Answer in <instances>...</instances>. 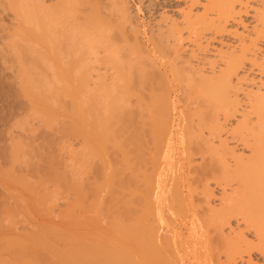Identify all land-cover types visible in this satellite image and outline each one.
Segmentation results:
<instances>
[{
  "label": "bare ground",
  "instance_id": "obj_1",
  "mask_svg": "<svg viewBox=\"0 0 264 264\" xmlns=\"http://www.w3.org/2000/svg\"><path fill=\"white\" fill-rule=\"evenodd\" d=\"M237 4L244 1L204 0L199 14L182 10L180 22L151 32L144 54L129 0H0V264H236L243 253L253 264L251 251L264 253L263 157L227 163L225 174L216 167L225 162L211 154L193 164L192 152L205 156L207 149L188 123L181 127L186 137L169 122L166 88L186 68L176 67L180 55L165 54L179 53L185 35L198 46L206 34L222 35L226 22L240 17ZM259 17L264 28V7ZM247 44L238 55L220 54L226 61L218 73L200 76L198 102L236 110L232 78L255 52ZM152 50H163L157 61L171 58L162 65L174 75L170 82L160 62L148 59ZM256 84L264 94V83ZM234 178L252 202L225 196L219 207L210 205L208 180ZM61 198L67 208L55 221ZM237 216L256 240L222 233Z\"/></svg>",
  "mask_w": 264,
  "mask_h": 264
},
{
  "label": "rangeland",
  "instance_id": "obj_2",
  "mask_svg": "<svg viewBox=\"0 0 264 264\" xmlns=\"http://www.w3.org/2000/svg\"><path fill=\"white\" fill-rule=\"evenodd\" d=\"M135 1L138 4H136V3L133 4ZM200 1H201L200 2L201 4L204 3V0H200ZM243 1H244V4L246 3V5L243 4L244 5L243 6L241 4L242 6H240L239 4H237L235 7L236 11H238L239 9L241 10L240 11L241 12L240 17L238 16L240 19L239 18H236V20H230L229 19L228 23L226 22L227 30L222 35L215 34L214 36H212V35L210 36V34L209 35L206 34V37L204 36L203 38H201L202 44H200L199 46L196 44V42L194 44L191 43L193 41L189 42L190 40L188 38H187L188 39L187 40L186 35H185V36H183V40L181 41L182 46L180 44V46H181L180 49L179 50L177 49L179 53L175 52L173 54V53H170V51H172V50H169V53L167 54L166 50L164 51V54L166 53L165 55H169V54L180 55L179 61H180V63L182 61V63H181V65L178 64L176 67L177 68H178V66L181 67L183 64L184 68L182 66L181 68H178V69L184 70L186 68L184 71H182V76L180 75L181 78H179V75H178V77L176 75L175 77H177V78L174 79V75H172V73H171V75L173 77H171V75L168 74V73H170L167 70V68H168L167 66H169L168 64H166L165 68L163 69L165 62L167 61L166 63H168L169 62L168 60H170L171 58L167 59V60L164 57L158 58V59L164 58L166 60L164 62H163V60H160V61L156 60L157 57H159L161 53L163 54V52H162L163 50L159 52L160 54L158 53V51L152 50L151 51V53L153 52L152 53L153 55L151 54L152 58H148V59H151V61L154 59L153 61H156L155 64L158 62L157 65H159V62H160L161 66L160 65L158 66L159 70H161L160 74L162 75V73H161L162 71L166 72V73H164V75H167V77L164 75L163 76L166 78L167 82H170L169 81L170 77H171V79L172 78L174 79V80H171V82H170V84H171V85H169L170 90L169 91L167 90V89H169L168 86H167L168 88H166L167 94L170 92L169 95H167V96H168V98H170L169 100H171L170 101L171 105L173 104V107H174V109H173L171 106V109H173L174 111L171 110L170 113H172V114H170V116L173 115V117L172 116L171 117L174 120H175V117H177V119L175 120L177 122H175L172 118L170 119L171 121H169L170 124L172 125V126L170 125L171 130H174V132H176L175 131L176 127L181 128V127L187 125V123H188L187 129L189 126L190 131L193 130L194 132L191 131L192 132L191 133L189 131V129L187 132H189L191 135L194 133L193 134L194 137L196 135V138H195L196 140L193 138L194 141L196 143H199L200 147L203 145L207 149V151L205 150L207 152L205 156L200 153L199 149L197 151L192 152L193 153L192 157H193V161H194L193 164H199V163L203 162L204 161L203 159L208 158L209 154H211L212 160L216 164H219V163L222 164V162L223 163L225 162L223 165L217 166L215 164L216 167L221 166L219 169H221V171L223 172V173L221 172L222 174H225V173H227V171H226L227 169L223 170V168L226 167L224 165L227 163H228L227 164L228 167H230L229 164L231 165V167L232 166L234 167L235 165H237L236 163H238V160H239V164L241 161L243 162V164H245V163L247 164L248 160H249L250 162L248 164L250 165L253 163L251 160L254 161V159H256L255 161H257V160L260 161V158L263 157V158H261V161H260V164L263 161L262 162L263 167H261V168H263L262 169V175H263V172H264V160H263L264 159V156H263L264 151L261 149L264 148L263 147L264 146V94L261 92H260V94H258L259 92L256 90V85H257L256 83H258V84L264 83V75H262V74L259 75V72L257 71V68H260V67L263 68L264 67V64H263L264 62L262 63L263 65L261 64V66H259L260 61L264 57V55H263L264 54V28L262 27V23H259V22H261L259 20L261 17H259V16H261V10L264 7L263 6L264 0H243ZM139 3H141V4H139ZM190 3H191L190 0H152V1L151 0H140V1L139 0H129L130 12H132V14H133V16L132 15L131 16H132V18L134 17V19H133L135 21L134 23L136 24V22H137L136 28H138V30H139V31L137 30V32H139L137 35V37H138L137 39H139V41H141V43L143 44V46L141 45V47H145L147 50V51L144 50L145 51V52H143L144 54L145 53L148 54L149 51L151 50L150 48H152L151 45L153 46L152 41H154V40H152V38H153L152 36H153V34H154V36H155V34L157 35L156 32L161 29V27H159L158 25L162 26L161 30H163V29L165 30V28L167 26H169V21H170V24H171L172 20L173 21L175 20V22H180L182 20V18H179V17H181V15H182V12H183L182 10L188 11V8H192V9H189V11H191V14L192 13L193 14L201 13L202 5H200V3H198V5H196V4L191 5ZM189 4H190V6H189ZM136 5H138L137 6L139 8L138 10L135 9V8H137V7H135ZM140 8H141V10H140ZM257 11H259V12H257ZM259 13H260V15H259ZM157 26L160 29H157L158 28ZM262 28H263V32H262V30L260 31V29H262ZM153 31H155V32L153 33ZM170 40H171V38H170ZM171 41L173 42V40H171ZM171 41H170V44H172ZM168 43L169 42H167V44ZM247 43H250V45L255 44L254 48L252 47L255 50V52L254 51L252 52L253 55H248L249 57L246 56L247 59H245V62L242 64V67H240L238 69V71L234 74L236 76L233 75V78H232V83L235 85L232 84L233 89H232L231 93L233 92V95L236 94L234 96L235 97L237 96L236 98H238V104L236 106V110L234 109L232 111H225V110H222L220 107L216 108V106L211 104V101H210V104L208 103L209 101L208 102H201L200 99H199L200 102H198V99H196V98H198L197 97V88L199 86L197 87V84L199 83L198 81L201 80L200 76H203L202 79H204L205 77H208L209 75H213L215 73H218L220 68L221 69L224 68V64H225L224 62L226 61L225 59L221 60L222 57L219 55L220 54L222 55L224 53L223 56L227 57V53L231 54V52L233 53V55H238L239 50H240L239 45H241V46L243 44L249 45ZM253 45H251V46H253ZM178 48H179V46H178ZM174 51H176V50H174ZM154 52H157V54ZM254 53H256V57H257V59H255V60H254ZM158 54H159V56H158ZM172 55H171V57H172ZM178 55L176 57L177 59L176 58L174 59V61H176V64L179 62V61H177ZM146 57H149V56L146 55ZM154 57H156V58H154ZM168 57H170V56H168ZM251 57H252V59H251ZM144 58L145 57H143V59ZM254 61L257 63L259 62V63L258 64L254 63ZM161 62H162V64H161ZM154 66L150 65V68H153ZM102 67H104V65H102L101 68ZM158 67L156 66L155 69H158ZM105 68H104V70L106 71L108 67H105ZM104 70H103V68L101 69V71H104ZM165 70H167V71H165ZM106 73L109 74L110 71H107ZM258 77H259V79H258ZM243 78H244V80H243ZM239 80H240V82H239ZM166 85H168V83ZM249 86H250V88H249ZM146 91L147 90H145V92ZM243 92H245L247 95ZM262 92H264L263 89H262ZM248 93H250L251 96L253 95L252 96L253 98L249 95L252 98L251 100H249ZM126 97H130L129 99L131 100V103H132V101H133L132 96H126ZM134 99H135V97H134ZM133 102L135 104V101H133ZM134 104H133V107H135ZM218 108H220V109H218ZM133 110L136 112L135 109H133ZM174 115H176V116L174 117ZM189 116L192 118V120H190L191 118L189 119ZM183 117H185V118L183 119ZM134 118H135L134 121L137 122L136 121L137 120L136 114H135ZM186 118H188V119L185 123ZM197 118H198V120H201L200 126L197 123V122H199V121H197ZM190 121L192 123L193 122L194 123L192 124ZM135 122H133V125H136V124H134ZM178 123H180L179 124L180 126L178 125ZM183 123H184V125H183ZM175 124H177L178 126ZM183 128H185V130H183L181 128V133L183 131H186V126ZM184 133L185 132H183V134ZM185 134H187V133H185ZM184 135H183V137L186 136V135L185 136ZM193 135L191 137H193ZM197 135H198V138H197ZM187 140L188 139H186V141ZM71 141L74 143L73 148L78 147V145H79L78 140H76L75 138H72ZM191 144H193V143H191ZM179 146H180V144H179ZM177 147H178V145H177ZM230 149H231V151H230ZM232 150H233V152H232ZM175 152H176V149H175ZM260 152H262L263 154ZM258 154H262V155L258 156ZM202 156H203V159L201 158ZM256 156H258L259 159L256 158ZM244 161H246V162H244ZM229 169H233V168H229ZM231 174H233V173L231 172ZM233 177L234 176L232 175L231 179H233ZM228 181H230V183ZM226 182H228V183H226ZM216 183L217 182L214 181V179L208 180V188L211 191L209 201H210V205H212L214 207H219V204L221 202L220 200L225 198V196L228 199L231 197L230 199L237 200V201L240 200L241 202L245 201L246 194L249 196L250 192L247 189V187L245 188L243 186V184L239 183L238 180H236L235 178L232 181L230 179H228L227 181L222 180L220 184L219 183L216 184ZM220 185H222V186H220ZM246 190H248V191H246ZM243 193H245V194H243ZM243 195H245V196L243 197ZM241 196H242V198H241ZM250 198H251V196L249 197V200L251 201L253 198L252 199H250ZM245 202H248V200H246ZM245 202H243V203H245ZM67 204H68V201L66 200V198H63V199L61 198L57 201L56 204L53 205L54 210L52 209L53 210L52 212L54 213L53 218H55V221L60 220L58 218L61 216V212L67 208ZM197 204H200V203L198 202ZM246 205H248V204L246 203ZM243 206H244V209L247 208V207L245 208V204H243ZM248 207L250 209L253 206L250 207L248 205ZM249 209L246 211H249ZM253 230H254L253 228L246 227L245 223L243 222L241 217L237 216L234 218L232 217L230 219V222L223 227L222 233L225 234V236L227 235V237L229 236L230 238L231 237L237 238L238 237L237 233H238L239 236L242 235V237L244 236V238H246L247 240H253L254 241L256 239L254 238ZM15 231L18 233L22 232L23 229H22L21 225ZM159 233L161 234L162 232H159ZM161 235L163 237L164 234L162 233ZM235 236H237V237H235ZM239 239H243V238L239 237ZM263 254H261V252L259 253V251H257V250H252L250 258L252 259L253 264L254 263L255 264H264V255ZM219 258L225 262L224 253H221ZM247 260H248V256L246 253H243V256L241 258L239 256H236V258H235L236 264H251V262L249 263V261H247Z\"/></svg>",
  "mask_w": 264,
  "mask_h": 264
}]
</instances>
